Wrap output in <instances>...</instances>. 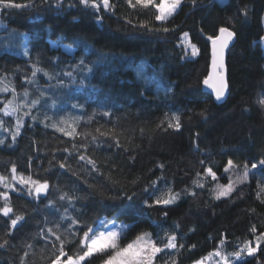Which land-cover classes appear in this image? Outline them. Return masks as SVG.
<instances>
[{
	"label": "trees",
	"instance_id": "trees-1",
	"mask_svg": "<svg viewBox=\"0 0 264 264\" xmlns=\"http://www.w3.org/2000/svg\"><path fill=\"white\" fill-rule=\"evenodd\" d=\"M15 2L29 6L0 8V77L15 88L21 108L16 116L0 112V174L11 178L15 164L18 173L47 180L49 188L39 198L23 186L7 190L14 213L24 220L11 228L0 214V243L8 241L0 247V264H51L58 242L46 229L59 223L63 238L65 210L81 221L75 231L106 217L131 222L123 244L145 231L162 246L165 233H175L184 248L157 254L154 264H189L221 240L229 259L245 242L255 246L264 233V192L258 186L264 185V107L258 103L264 95V0H182L163 23L155 20L153 7L133 9L127 0H110V9L98 11L79 0ZM221 27L236 35L226 55L228 95L218 102L203 81L211 64L209 37ZM162 28L169 31L149 30ZM189 42L197 55L186 54ZM33 65L43 70L35 77ZM11 99V92H0V108ZM173 113L181 116L180 129L158 127ZM17 118L23 125L13 142ZM53 125H74L75 132L68 136ZM229 159L239 167L226 173ZM245 162L249 176L240 183ZM208 167L217 180L204 176ZM229 179L235 190L216 199L217 184ZM168 188L180 193L174 204H144ZM65 193L74 200H61ZM125 194L133 200L121 199ZM75 249V243L65 247L69 255ZM241 255L232 264H264V240L255 257ZM103 258L94 256L90 264Z\"/></svg>",
	"mask_w": 264,
	"mask_h": 264
},
{
	"label": "snow or ice",
	"instance_id": "snow-or-ice-1",
	"mask_svg": "<svg viewBox=\"0 0 264 264\" xmlns=\"http://www.w3.org/2000/svg\"><path fill=\"white\" fill-rule=\"evenodd\" d=\"M60 0H57L59 5ZM79 3L82 4L86 8H92L95 10H99L101 7L104 9H110L112 6L110 4V0H79ZM128 5L133 9H148L150 6L157 10L158 14L155 16V20L159 22H165L170 17H172L177 10L180 8L182 4V0H160L159 3H156V0H127ZM195 3V0H193ZM29 5L16 3L15 0H0V8L2 9H10V8H24ZM245 15L247 12L245 10ZM142 27H146L147 25H141ZM152 31H164L168 32L169 29H149ZM236 33L230 30L227 27H221L219 29V35L215 38L209 37L212 41V61H211V72L204 79L203 83L209 86L214 94L215 99L217 101L221 100L228 89V83L225 78V64H224V52L228 47L230 41H232L233 37ZM184 40H188V33H183ZM190 50L191 55L195 56L198 54V49L194 44L189 42L187 51ZM24 53L28 54V48L24 46ZM81 65H83V60H81ZM90 70V69H89ZM39 71H43L42 69H38L35 65H33L32 75L35 77L36 73ZM67 76H71L72 73H66ZM141 75L138 72V76ZM0 92H11L13 95V99L8 100L3 108H0V112H3L5 115L16 116L18 111H20L21 105L15 102L16 100V90L14 87L10 88L8 85L4 83V77H0ZM24 96L27 97V91L24 92ZM38 101H32L31 104L34 106ZM261 107H264V95H262L258 101ZM24 115H30L29 112H24ZM201 115H205L202 111ZM33 120L36 117H32ZM62 124L68 125L67 120H62ZM164 124L167 125V128L164 129H180L181 128V116L179 114L173 113L170 117L166 114L165 120L161 121V124L158 127H162ZM4 122L0 119V127H3ZM23 125V121L20 118H17L15 131H10L11 140L15 142L16 137L20 134L21 127ZM57 127L58 131L64 132L68 136H72L75 132V126L69 125L71 130H66L65 127H59L57 125H53ZM99 131V130H97ZM5 140L0 138V144H4ZM119 141L117 140V144ZM80 160H87V163L92 166L93 169L96 168V162L90 158H87L83 155L79 157ZM204 162L201 161V164ZM259 165L264 168V159L259 161ZM60 167H65L63 163H61ZM163 167V165H160ZM239 165L234 164V162L229 159L227 165L224 168V171L230 172L234 168H238ZM253 169L257 168V164H252ZM243 176L239 178V182L243 183L247 181L249 176V168L247 163L245 162L243 165ZM197 176H200V173H197ZM205 177H211L212 180H217L216 173L213 172L211 167L206 168ZM15 181H18L17 185ZM156 182L153 181V184ZM196 183V181H194ZM0 184L4 186L6 191L0 192V198L3 199V206H0V214L10 219V227L15 228L17 224L24 220L23 214L14 213L13 207L10 203V196L8 189H16L19 186H23L22 191H27L28 195L33 196L34 198H39L41 193H46L49 188V183L47 180L41 181L39 179H34L32 175H25L23 172H17V168L15 164L12 165L11 168V180L4 175H0ZM198 187H204L203 184H197ZM260 191L264 192V185H259ZM235 190V184L229 179V183L227 185H219L216 186L215 198L220 199L221 197H228ZM147 191V190H145ZM155 193H153L154 195ZM191 195H195V193H191ZM259 198V192L257 193ZM61 200L67 199L70 202L74 200V197L69 196L68 194H63L60 197ZM121 199H126L131 202L133 200V196L125 194ZM178 199H180V193H175L172 188H168L165 191L161 192L159 196H156L151 203L148 200L144 201V204L148 207H152L153 205H171L174 204ZM131 208V204L128 205L127 209H122L121 211H127ZM65 216L61 217L62 221L68 222V227L65 229V235L62 236L58 234L60 229V224H55V229L47 228L46 232L51 234V237H55V241L57 244L53 243V248L56 249L53 258L51 260V264H90V258L94 256H103L106 258L102 259V264H154L157 254L164 252L165 250H175L184 248L183 244L177 243V236L175 233H165L164 237L161 238L162 246H159L152 238V234L148 232H142L135 237L131 242L121 246L120 240L124 236L128 226L127 225H118L115 220L108 219L107 217L103 220H99L95 223V226L89 225L87 223L84 224L83 229L81 231H75L74 226L80 225L81 221L75 217L67 216V210H65ZM12 214V216H10ZM167 215V213H165ZM45 230H42L41 234H44ZM253 233L256 232V228L253 227L251 229ZM48 238V237H46ZM264 240V233H260L256 238L255 246H252V241L245 242L243 248L232 255L236 258V260H240L241 253H245L249 257H255L257 252L260 249V242ZM166 241V242H164ZM8 243L7 240H4L0 243V247L6 246ZM75 243L76 249L73 251L71 255H69L65 251L66 245H71ZM225 243L224 240L220 241V244L223 245ZM30 248L31 245H28ZM195 248V245H192ZM25 257H27L28 253L25 252ZM219 257V260L216 264H232V261L229 260L228 256L220 251V249H215L212 253H209L207 257H201L199 260L193 262V264H204V261L211 257ZM23 264V261H22ZM165 264H169L168 261ZM171 264H177L175 259L171 260Z\"/></svg>",
	"mask_w": 264,
	"mask_h": 264
},
{
	"label": "rangeland",
	"instance_id": "rangeland-1",
	"mask_svg": "<svg viewBox=\"0 0 264 264\" xmlns=\"http://www.w3.org/2000/svg\"><path fill=\"white\" fill-rule=\"evenodd\" d=\"M160 2V0H156V3H159ZM53 43V45H55V46H58V45H60V44H58V43H56V42H52ZM262 43H263V46H264V36L262 37ZM62 48H64V49H66V50H68V51H71L72 50V47L71 46H69V45H66V44H61L60 45ZM1 175V174H0ZM9 180H11V178H9ZM15 183L16 184H19V182L18 181H15ZM104 219V218H103ZM102 219V220H103ZM111 220H115L116 221V223L118 224V225H127L128 226V228L130 227V225H131V222H128V221H125V220H122V219H111ZM127 228V229H128ZM126 232H127V230H126ZM126 232L124 233V236H126ZM145 232V231H144ZM124 236L121 238V240H120V244H121V246H123V245H125V244H127V242H125L124 244H123V242H122V239L124 238ZM134 240V239H133ZM131 242V241H130ZM129 243V242H128ZM159 245V244H158ZM160 246V245H159ZM220 249V251L222 252V253H224L223 252V249L221 248V246H220V244H219V246L218 247H216V248H214V249H212V250H210L209 252H207L206 254H204L203 256H201V257H207L208 256V254L209 253H212L215 249ZM225 254V253H224ZM200 257V258H201ZM243 257H244V255H241V258H240V260L241 259H243ZM199 258V259H200ZM199 259H196V260H199ZM195 260V261H196ZM219 260V257H215V256H213V257H211V258H209V259H207V260H205L204 261V264H216V262ZM230 261H232V263L234 262V261H237L236 260V258H233V259H229ZM239 261V260H238ZM194 262V261H193ZM193 262H191V263H189V264H193ZM221 264H222V262H221Z\"/></svg>",
	"mask_w": 264,
	"mask_h": 264
},
{
	"label": "water",
	"instance_id": "water-1",
	"mask_svg": "<svg viewBox=\"0 0 264 264\" xmlns=\"http://www.w3.org/2000/svg\"><path fill=\"white\" fill-rule=\"evenodd\" d=\"M229 29H230V28H229ZM230 30H232V29H230ZM232 31H233V30H232ZM217 35H219V33H218ZM217 35H216V36H217ZM216 36H214L213 38H215ZM234 40H235V36L233 37L232 41L229 42L228 47L225 49V52H224L225 78H226V80H227V83H228V78H227V67H226V55H227V52H228V50L230 49L231 45L233 44ZM211 61H212V41H211ZM210 72H211V64H210V68H209L208 75H209ZM208 75H207V76H208ZM203 88H204V90L210 92V93L213 95V97L215 98V94H214L213 90H212L209 86H207V85H205V84L203 83ZM228 89H229V88H228ZM228 89H227V91H226V93H225V96H224L221 100H219L218 102H222V101H224V100L226 99V97H227V95H228ZM215 100H216V99H215Z\"/></svg>",
	"mask_w": 264,
	"mask_h": 264
}]
</instances>
